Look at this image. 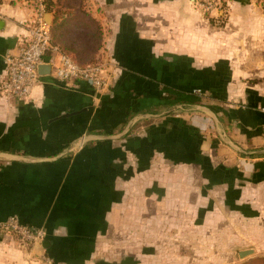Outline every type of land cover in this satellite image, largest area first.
<instances>
[{
	"label": "crops",
	"instance_id": "crops-1",
	"mask_svg": "<svg viewBox=\"0 0 264 264\" xmlns=\"http://www.w3.org/2000/svg\"><path fill=\"white\" fill-rule=\"evenodd\" d=\"M85 1L109 90L49 72L27 100L0 93V264L264 256V0H229L221 21L197 0ZM34 13L32 0H0V86ZM10 218L48 246L24 245Z\"/></svg>",
	"mask_w": 264,
	"mask_h": 264
},
{
	"label": "built area",
	"instance_id": "built-area-1",
	"mask_svg": "<svg viewBox=\"0 0 264 264\" xmlns=\"http://www.w3.org/2000/svg\"><path fill=\"white\" fill-rule=\"evenodd\" d=\"M32 2L35 13L26 24L27 39L15 55L6 59V79L0 86V93L8 98L27 100L39 82L37 70L43 64L50 67L54 79L60 82L81 81L97 93L107 92L111 86L108 64L96 59L95 63L82 67L63 54L51 42L49 26L44 18L45 0ZM197 6L207 19L221 21L228 14L229 0H197ZM47 56L49 62L45 63L44 58ZM4 227L18 236L26 246L41 244L45 239L44 230L22 226L16 218L8 219Z\"/></svg>",
	"mask_w": 264,
	"mask_h": 264
},
{
	"label": "trees",
	"instance_id": "trees-1",
	"mask_svg": "<svg viewBox=\"0 0 264 264\" xmlns=\"http://www.w3.org/2000/svg\"><path fill=\"white\" fill-rule=\"evenodd\" d=\"M45 1V12L52 15V23L49 26L52 44L56 45L63 54L70 57L75 63L82 67L95 63L97 53L102 47V32L99 23L89 14V12L83 11L84 9L82 8V4L84 0ZM72 6H77L76 10L71 9ZM73 26L85 28L90 33V39L93 41L92 53L94 56L88 62H81L76 57L71 56L67 53L69 50L61 47L60 43L57 41L56 36L59 33H61L64 29ZM254 264H264V258L256 259Z\"/></svg>",
	"mask_w": 264,
	"mask_h": 264
},
{
	"label": "rangeland",
	"instance_id": "rangeland-1",
	"mask_svg": "<svg viewBox=\"0 0 264 264\" xmlns=\"http://www.w3.org/2000/svg\"><path fill=\"white\" fill-rule=\"evenodd\" d=\"M76 8L77 6L71 7V9L73 10H76ZM82 8L84 9L83 10L84 12L86 11L89 12L88 11L89 6L86 4L85 0L82 4ZM51 23H52V15H51ZM56 38L57 41L60 43V46L64 47L66 50L71 51V52L69 51L66 52L69 53L71 56L76 57L79 61L88 62L91 60V58H93L94 56V54L92 53L93 41L90 39L89 31L86 30L85 28L77 27V26L66 28L61 33H59L56 36ZM258 258H264V256L261 257L248 256L243 260H240V262L235 261L236 262L235 264H254L255 260Z\"/></svg>",
	"mask_w": 264,
	"mask_h": 264
},
{
	"label": "water",
	"instance_id": "water-1",
	"mask_svg": "<svg viewBox=\"0 0 264 264\" xmlns=\"http://www.w3.org/2000/svg\"><path fill=\"white\" fill-rule=\"evenodd\" d=\"M45 23L50 26L51 25V15L50 14H45ZM1 24V22H0ZM38 74L40 76H44V75H48L49 72H50V67L48 65H41L38 67V70H37ZM192 107L196 108L197 110H202V111H205L207 112L208 114H210L212 116V118L214 119V121L217 123V120L216 118L214 117L213 113L206 107H203V106H198V105H191ZM184 106L183 105H175L173 107H171L169 110H166L164 112H161L159 114H156V115H151V114H139V115H136L134 116L130 121H128V123L126 124L125 128L123 129V131L118 134L117 136H107V135H94V134H89V135H86L83 137L82 141H81V144H85L87 142H91L93 140H110V139H120L122 138L128 131H129V127H130V124L133 122V121H136L138 119H142V118H149V119H152V118H158V117H161L163 115H168L172 112H174L175 110H178V109H182ZM221 138L222 135H220ZM230 145V143H229ZM46 246H48V242H42L41 244H35L34 245V248L36 249H42V248H45ZM253 252L251 250H248V251H240L238 253V258L240 260H243L244 258L252 255Z\"/></svg>",
	"mask_w": 264,
	"mask_h": 264
}]
</instances>
